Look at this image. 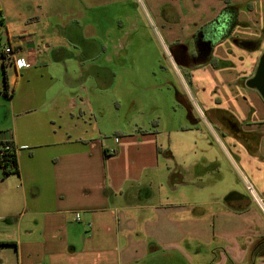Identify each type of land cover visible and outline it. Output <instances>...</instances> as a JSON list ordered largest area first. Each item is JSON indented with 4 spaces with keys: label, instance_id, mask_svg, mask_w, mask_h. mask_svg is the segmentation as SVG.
Wrapping results in <instances>:
<instances>
[{
    "label": "crops",
    "instance_id": "0c3cea01",
    "mask_svg": "<svg viewBox=\"0 0 264 264\" xmlns=\"http://www.w3.org/2000/svg\"><path fill=\"white\" fill-rule=\"evenodd\" d=\"M169 1L180 22L166 30L171 54L188 68L204 112H229L240 127L218 122L243 159L227 152L230 160L264 204V99L248 85L264 52V0ZM24 11L0 0L4 47L32 63L20 68L0 49V145L12 140L18 163L9 174L0 165V264H264L263 251H253L264 238V209L246 189L206 195L215 166L169 165L174 155L157 130L116 129L106 138L102 131L111 132L98 126L105 113L92 109L86 80L63 77L64 39L57 33L52 46L49 36L26 28L22 22L34 17ZM179 50L202 59L180 63ZM105 60L110 78L96 86L115 94L109 52ZM164 174L171 183L161 200L154 183Z\"/></svg>",
    "mask_w": 264,
    "mask_h": 264
},
{
    "label": "rangeland",
    "instance_id": "374dc122",
    "mask_svg": "<svg viewBox=\"0 0 264 264\" xmlns=\"http://www.w3.org/2000/svg\"><path fill=\"white\" fill-rule=\"evenodd\" d=\"M14 1L21 5L28 18L34 17V21L22 22L26 28L49 36L52 46H57L58 34L61 41L64 39L62 46L67 49L64 68L69 71L66 70L63 77L86 80L84 84L90 90L88 101L92 109L97 111L99 107L105 113L98 117V126L111 132L102 131L107 134L106 138L115 135L116 129L157 130L164 150L169 149L174 155L169 165L176 160L187 169L192 163L198 164L200 169L202 165L205 169L215 166L205 177L212 183L204 188L206 195L229 194L232 188L246 189L252 196L249 183L229 154L240 164L242 157L235 154L233 144L226 140L227 134L218 124L222 122L214 118V114L204 112L205 103L197 96L188 68L178 64L171 54L172 45L166 30L171 22L180 23L176 4L169 0ZM11 41L17 42L13 37ZM7 42L6 37L0 36V49ZM188 44L192 52L195 43L189 39ZM76 51L82 54H74ZM107 52L113 57L109 64L116 73L115 94L109 88L96 86L97 83L105 85L110 78L105 64ZM98 64L100 68L96 69ZM74 69L77 73L71 72ZM115 98L121 100V106ZM200 110L207 114L206 118L210 116L206 120L215 127V134ZM245 121L248 124L249 120ZM216 135L225 142V150ZM169 165L163 167L162 173ZM165 174L154 183L155 193L161 200L169 192L171 183ZM175 178L176 175L172 180ZM217 178L221 180L215 183Z\"/></svg>",
    "mask_w": 264,
    "mask_h": 264
},
{
    "label": "trees",
    "instance_id": "16d2710c",
    "mask_svg": "<svg viewBox=\"0 0 264 264\" xmlns=\"http://www.w3.org/2000/svg\"><path fill=\"white\" fill-rule=\"evenodd\" d=\"M241 44L245 47V48H252L255 45V41L253 40H241ZM202 57L200 55H198L196 57V60H201ZM199 62V61H197ZM0 165L3 168V173L4 174H9L12 172H18V163H17V158H16V153L14 150H8L6 151L3 156L0 157ZM231 196V193H229L227 195V198H229ZM264 238L259 241L258 243H256L253 247V251L254 252H259L261 253V251H263L264 253Z\"/></svg>",
    "mask_w": 264,
    "mask_h": 264
},
{
    "label": "built area",
    "instance_id": "2783aa9c",
    "mask_svg": "<svg viewBox=\"0 0 264 264\" xmlns=\"http://www.w3.org/2000/svg\"><path fill=\"white\" fill-rule=\"evenodd\" d=\"M3 56H4V58L7 61L14 62L16 64V66H18L20 68L23 67V66L29 67V66L32 65V63H30L29 61H26L23 58H16L15 57V51H14V48L12 46H5L4 47V49H3ZM8 150H14L15 151V149L13 147L12 140H10V139H6V140H3L2 141V144L0 145V157L3 156V154L6 151H8ZM249 189L252 192V197L254 198V200L257 203H259L262 206V208L264 209L263 201L257 195L256 191L254 190V187L251 184H249ZM78 216L79 215H77V217Z\"/></svg>",
    "mask_w": 264,
    "mask_h": 264
},
{
    "label": "flooded vegetation",
    "instance_id": "af4514ba",
    "mask_svg": "<svg viewBox=\"0 0 264 264\" xmlns=\"http://www.w3.org/2000/svg\"><path fill=\"white\" fill-rule=\"evenodd\" d=\"M197 56H198V54L188 53V51H186V50L185 51L179 50V51L175 52V57L180 63L187 61V60L188 61H194V60H196ZM222 112L223 111L221 110L219 112H209V113L214 114V118H217L219 121H221L225 125H226V122L227 123L229 122V123H231V125L235 126L236 123H234V121L232 119V115H226L225 113H222ZM250 123L251 122L249 121L248 124H250ZM237 128L240 131V127L238 125H237Z\"/></svg>",
    "mask_w": 264,
    "mask_h": 264
},
{
    "label": "water",
    "instance_id": "95a60500",
    "mask_svg": "<svg viewBox=\"0 0 264 264\" xmlns=\"http://www.w3.org/2000/svg\"><path fill=\"white\" fill-rule=\"evenodd\" d=\"M248 85L256 88L264 99V52L260 56L255 74L248 80Z\"/></svg>",
    "mask_w": 264,
    "mask_h": 264
}]
</instances>
